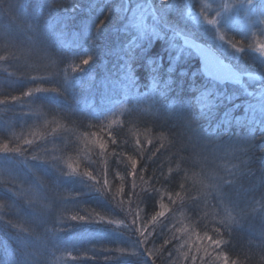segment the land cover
Instances as JSON below:
<instances>
[{"label":"trees","instance_id":"16d2710c","mask_svg":"<svg viewBox=\"0 0 264 264\" xmlns=\"http://www.w3.org/2000/svg\"><path fill=\"white\" fill-rule=\"evenodd\" d=\"M9 2L0 0V264L30 254L42 264L35 225L49 243L61 237L65 264H264V56L253 48L264 20L222 25L220 45L180 0ZM136 3L147 11L141 38L126 21ZM179 34L246 72L243 84L206 80ZM58 169L49 192L44 177ZM30 183L65 204L38 210L22 191ZM72 188L95 191V207L87 193L71 206Z\"/></svg>","mask_w":264,"mask_h":264},{"label":"rangeland","instance_id":"374dc122","mask_svg":"<svg viewBox=\"0 0 264 264\" xmlns=\"http://www.w3.org/2000/svg\"><path fill=\"white\" fill-rule=\"evenodd\" d=\"M134 1L140 2L141 0ZM188 1L189 2L186 0H180V4L185 6V19L196 28L204 24L206 27H208V29L213 31L215 36L214 40H217L218 44L220 45L221 43H225L222 35V25H226L228 27L233 25L237 26V28L249 29L253 24L260 25V22L264 20V0H215L217 5L213 7H209L208 3L204 0ZM173 2L176 3L177 0H173ZM137 3L129 10L126 21L128 27L134 29L137 32L136 36L141 38L144 34L148 33V29L144 24L147 11L144 6ZM197 3L201 6L197 7ZM48 34L49 32H45V35ZM262 35V38H264V32ZM253 48L257 54L264 56V41H255ZM235 52L238 55V51L235 50ZM245 73L246 72L243 73L244 76H246ZM250 78H254V76L251 75ZM75 96L76 95H74V98ZM7 172L8 168L3 164V162L0 161V175H3ZM13 176L14 175H12V179L15 178ZM15 179L18 181L20 180L18 178ZM21 181L25 182L23 178ZM22 191L29 197L30 201L36 205L38 210L45 213H49L51 208L57 209V202H60L63 205L65 204L64 200L60 198L59 194H54V199H47L44 192L33 183L27 184L25 188H22ZM53 201H56V204L52 203ZM231 221L236 220L231 218ZM39 233V239H33L35 241V252L39 257L40 262L42 264H62V259H60V254L62 253L60 249H58V243L61 237L58 234H54L56 241L49 243L46 240V231ZM11 262L12 261L8 260L4 264H10ZM15 264L38 263L34 260L33 255L30 254L26 255V260L24 263L15 262Z\"/></svg>","mask_w":264,"mask_h":264},{"label":"water","instance_id":"95a60500","mask_svg":"<svg viewBox=\"0 0 264 264\" xmlns=\"http://www.w3.org/2000/svg\"><path fill=\"white\" fill-rule=\"evenodd\" d=\"M183 47L192 51L200 63V72L208 80L218 84L229 83L239 86L244 76L229 63L222 60L213 50L189 37L180 36Z\"/></svg>","mask_w":264,"mask_h":264},{"label":"bare ground","instance_id":"6f19581e","mask_svg":"<svg viewBox=\"0 0 264 264\" xmlns=\"http://www.w3.org/2000/svg\"><path fill=\"white\" fill-rule=\"evenodd\" d=\"M9 1H14V0H9ZM9 1L8 0H2V2H3L2 4L5 5L6 7H10V5H12V4ZM177 37L180 38L179 36H177ZM189 38L192 39L191 36H189ZM135 95H139V93L136 91ZM188 128H190V126H188ZM67 142H68V139L66 140V138H65L61 143L65 144ZM76 150H77L76 155L80 154L79 152L81 151V147L76 146ZM199 161H201L203 163H207V162L211 163L212 162V160L206 154H203V156L199 157ZM79 166H80V169H84V170L87 169L82 161L79 162ZM63 177H64V172L61 169H58V171L56 170V173H54L52 175H47L44 177V179L46 180V181H44V184H45L46 188L49 190V192L52 191V188L56 187L57 185H60L59 183L61 182ZM89 190H91V189H89V188L88 189L87 188H82V189L72 188L71 193L69 194V198H67L69 204L71 206H77L78 204H80L84 194L87 193V196L89 198L88 207L89 208L95 207V201H94L93 195L96 192L93 190L88 192ZM15 193H16V191H13V195H12L13 198L15 197ZM120 213H121L120 210H117V211H114L113 213L110 212L109 214H106V216H115V215L120 214ZM33 228L36 229L38 232H44L46 230V228L44 226L35 225V226H33ZM65 261H66L65 259H62V264H65ZM71 263L72 264H79V263L75 262L74 260H72ZM100 264H106V262L100 263Z\"/></svg>","mask_w":264,"mask_h":264}]
</instances>
